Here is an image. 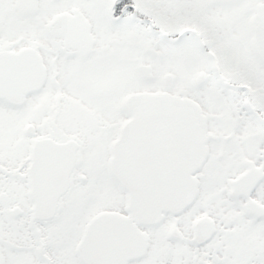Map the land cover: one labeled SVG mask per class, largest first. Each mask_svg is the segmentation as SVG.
Wrapping results in <instances>:
<instances>
[{"label": "snow or ice", "instance_id": "6c2138e0", "mask_svg": "<svg viewBox=\"0 0 264 264\" xmlns=\"http://www.w3.org/2000/svg\"><path fill=\"white\" fill-rule=\"evenodd\" d=\"M0 264H264V0H0Z\"/></svg>", "mask_w": 264, "mask_h": 264}]
</instances>
